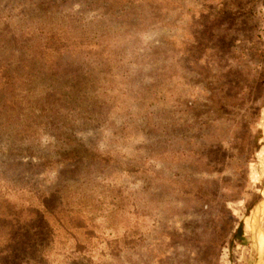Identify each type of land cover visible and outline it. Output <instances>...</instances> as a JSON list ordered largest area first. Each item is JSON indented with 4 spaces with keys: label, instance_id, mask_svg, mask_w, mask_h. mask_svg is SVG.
Segmentation results:
<instances>
[{
    "label": "rangeland",
    "instance_id": "374dc122",
    "mask_svg": "<svg viewBox=\"0 0 264 264\" xmlns=\"http://www.w3.org/2000/svg\"><path fill=\"white\" fill-rule=\"evenodd\" d=\"M0 30L71 42L0 104V264H264V0H0Z\"/></svg>",
    "mask_w": 264,
    "mask_h": 264
},
{
    "label": "trees",
    "instance_id": "16d2710c",
    "mask_svg": "<svg viewBox=\"0 0 264 264\" xmlns=\"http://www.w3.org/2000/svg\"><path fill=\"white\" fill-rule=\"evenodd\" d=\"M127 3L129 0H110ZM32 38L36 36L30 35ZM60 32L48 30L44 35L37 38L35 41L28 39L24 34L19 36L14 32H6L0 30V104L8 111L16 110L21 105L18 99L22 88L21 85L31 78L33 73L30 65H41L40 73L56 74L61 68V62L53 61L50 54L60 56L64 47H70V38L63 37ZM2 55L1 53H6ZM39 62V63H38ZM38 63V65H36ZM32 81V79H31ZM51 96V95H48ZM47 108L51 112L54 102L45 101ZM35 117V116H34ZM39 117V116H37ZM49 122L55 123L54 116H50ZM33 118V117H32ZM31 118V119H32ZM20 121V124L15 129H20V136L22 138H29L30 130H38L39 127L33 124L32 120ZM71 156L77 157L73 152L63 154V157L69 158ZM23 206L17 205L0 194V256L9 252L15 243L18 236L21 234L23 228L26 227V215ZM16 251V250H13Z\"/></svg>",
    "mask_w": 264,
    "mask_h": 264
},
{
    "label": "crops",
    "instance_id": "0c3cea01",
    "mask_svg": "<svg viewBox=\"0 0 264 264\" xmlns=\"http://www.w3.org/2000/svg\"><path fill=\"white\" fill-rule=\"evenodd\" d=\"M262 247H263V244H262Z\"/></svg>",
    "mask_w": 264,
    "mask_h": 264
}]
</instances>
